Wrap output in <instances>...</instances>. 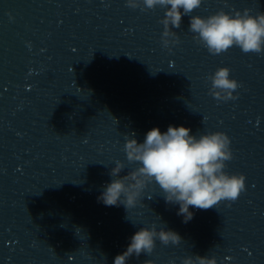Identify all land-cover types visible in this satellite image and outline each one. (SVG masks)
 I'll return each mask as SVG.
<instances>
[{
    "label": "water",
    "instance_id": "water-1",
    "mask_svg": "<svg viewBox=\"0 0 264 264\" xmlns=\"http://www.w3.org/2000/svg\"><path fill=\"white\" fill-rule=\"evenodd\" d=\"M126 0H0V264H113L141 227L158 239L127 264H182L210 257L220 205L190 208L187 223L149 184L141 202L105 206L98 197L126 135L184 126L231 141L235 99L209 94L219 67L237 80L239 48L212 55L189 31V16L164 47L165 9ZM240 11V0H203L191 16ZM73 69V71H72ZM236 97V91L233 93ZM228 161L226 162L227 171Z\"/></svg>",
    "mask_w": 264,
    "mask_h": 264
},
{
    "label": "clouds",
    "instance_id": "clouds-1",
    "mask_svg": "<svg viewBox=\"0 0 264 264\" xmlns=\"http://www.w3.org/2000/svg\"><path fill=\"white\" fill-rule=\"evenodd\" d=\"M203 0H126V6L142 11L157 6L165 9L159 21L163 25L161 36L164 47L179 43L173 29H179L184 16H189V31L193 39L204 46L212 55H220L233 47L247 53L264 52V13L251 14L250 9L242 12H226L223 9L207 17L190 14L199 8ZM73 71V69H72ZM211 81L209 94L218 100H230L240 87L237 80L230 78L228 67H219L207 77ZM134 134L126 135L124 151L129 164L136 167L125 175H120L126 165L115 161L110 170L111 182L98 197L105 206L123 204L126 209L141 202L146 187L155 183L163 193L168 204L179 205L177 215L187 223L193 218L190 208L208 210L222 201L234 202L245 191L246 177L243 174H229L225 171L226 162L233 158L230 138L216 131L197 135L191 129L169 126L166 132L159 128L149 130L143 140L138 142ZM163 245H178L179 234L160 228L155 224L141 227L130 238L126 250L118 254L113 264H127L132 257L142 253L151 254L156 240ZM145 264H153L146 261ZM182 264H217L216 258L196 255L183 259Z\"/></svg>",
    "mask_w": 264,
    "mask_h": 264
}]
</instances>
